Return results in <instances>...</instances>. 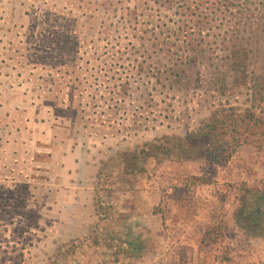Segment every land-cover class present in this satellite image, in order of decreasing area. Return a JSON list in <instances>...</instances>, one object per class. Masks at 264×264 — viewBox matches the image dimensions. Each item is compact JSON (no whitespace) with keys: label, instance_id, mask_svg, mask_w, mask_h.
I'll return each instance as SVG.
<instances>
[{"label":"rangeland","instance_id":"obj_1","mask_svg":"<svg viewBox=\"0 0 264 264\" xmlns=\"http://www.w3.org/2000/svg\"><path fill=\"white\" fill-rule=\"evenodd\" d=\"M173 4L0 0V264H55L60 252V264H264V144L207 169L194 133L246 95L219 96L223 76L237 77L218 50L177 61ZM183 67L189 77L176 76ZM166 135L176 152L146 157ZM35 137L52 147L16 148ZM71 149L80 176L62 185ZM16 154L28 166L16 170Z\"/></svg>","mask_w":264,"mask_h":264},{"label":"trees","instance_id":"obj_2","mask_svg":"<svg viewBox=\"0 0 264 264\" xmlns=\"http://www.w3.org/2000/svg\"><path fill=\"white\" fill-rule=\"evenodd\" d=\"M171 1L176 7L177 17L173 19L176 28H173L167 38L172 39L175 36L177 41L180 40L179 34L184 33L186 42L184 47L179 45L178 51L172 50V54L178 56L177 61L181 59V65H197L198 62L201 64V56L206 55L208 60L213 59L218 50L222 55L217 53V58L220 57L224 61V67H230L237 77L235 81L227 84V79L223 76L224 82L217 89L219 96L233 95V90H239L238 92L246 95L245 102H242L246 106L230 105L229 101H226V105L220 102L194 133V137L204 143L207 169L226 166L242 146L262 147L264 144V108L260 112L256 110L257 107L261 108L256 102L259 103L264 98V74H258L255 69L261 52L256 44L264 43V34H260L264 32V0ZM216 29L220 33H216ZM247 31L249 36L241 34ZM209 36L214 37V40L205 39ZM175 41L173 46L177 45ZM203 42L210 47L200 48ZM213 44L216 47H212ZM209 51H212L211 55L207 54ZM183 74L189 77L186 67L176 72V76ZM234 96L239 99L240 93ZM171 141V137L166 135L156 142L148 143L143 153L146 157L168 159L177 150ZM129 159L131 162L136 161V156H130ZM204 182H209V179ZM70 252L72 251L68 249V253ZM68 255L60 252L55 264H60Z\"/></svg>","mask_w":264,"mask_h":264},{"label":"crops","instance_id":"obj_3","mask_svg":"<svg viewBox=\"0 0 264 264\" xmlns=\"http://www.w3.org/2000/svg\"><path fill=\"white\" fill-rule=\"evenodd\" d=\"M41 123L44 124L43 120H41ZM46 140L44 139H40V138H36L34 140H28V142L26 143H23L22 142V145H17L16 148H19L20 151L23 150V146H28L27 148L30 149L32 152L34 151H38V150H42V149H39L41 147V145H43L44 147H46V145H49L48 147L51 148V144L52 142L51 141H48L47 138H45ZM54 144H56L57 142H59L60 145H62V140L55 138L54 139ZM38 142L40 143H43V144H38ZM51 142V143H50ZM19 144V143H17ZM54 158H55V155L53 154L52 155ZM23 158H25L24 154H17L14 156V161L12 163V165L15 167V169L17 170V168L19 167L20 165V160L23 162V164L25 166H28V159H30V155L28 154L27 158L25 161H23ZM60 158L63 160L62 163L64 164V172L63 173H60L59 175V179H60V182L62 183V185H75V181L78 179V177L80 176L77 172L74 174L72 171L74 169H76V160L77 158H80V152L75 150V149H71V150H68L66 152L62 151L61 152V156ZM81 163H82V160L79 162V166H81ZM25 171V169H24ZM27 173V171H25ZM75 180V181H74ZM90 185H94V184H90Z\"/></svg>","mask_w":264,"mask_h":264}]
</instances>
